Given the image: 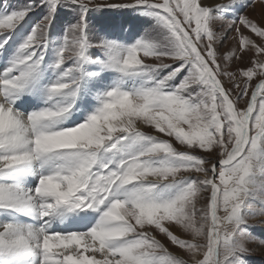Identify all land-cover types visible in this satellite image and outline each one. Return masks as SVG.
<instances>
[{"label":"snow or ice","instance_id":"1","mask_svg":"<svg viewBox=\"0 0 264 264\" xmlns=\"http://www.w3.org/2000/svg\"><path fill=\"white\" fill-rule=\"evenodd\" d=\"M259 217L264 0H0V264H249Z\"/></svg>","mask_w":264,"mask_h":264},{"label":"rangeland","instance_id":"2","mask_svg":"<svg viewBox=\"0 0 264 264\" xmlns=\"http://www.w3.org/2000/svg\"><path fill=\"white\" fill-rule=\"evenodd\" d=\"M249 15H255L259 16V10L258 9H250ZM130 17H133L132 19ZM119 19L123 21L131 22L133 27L137 30L141 29L143 25V18H136L134 16L125 15L123 17H120ZM232 45V41H228L225 45V51L230 48ZM264 217H259L255 220H249V224L253 227L250 229V231L253 233L254 236H258L261 238H264ZM168 247L169 250L172 252H177V249L175 246L171 245L168 241H164ZM250 249V254L247 256V260L249 264H264V244H261L259 241L251 242L247 245Z\"/></svg>","mask_w":264,"mask_h":264},{"label":"flooded vegetation","instance_id":"3","mask_svg":"<svg viewBox=\"0 0 264 264\" xmlns=\"http://www.w3.org/2000/svg\"><path fill=\"white\" fill-rule=\"evenodd\" d=\"M131 19L133 18V17H130Z\"/></svg>","mask_w":264,"mask_h":264}]
</instances>
